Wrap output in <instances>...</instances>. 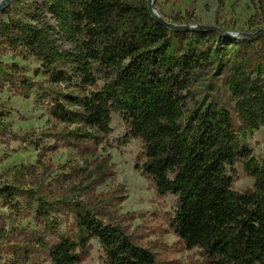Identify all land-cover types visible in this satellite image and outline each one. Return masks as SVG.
Here are the masks:
<instances>
[{
    "label": "trees",
    "instance_id": "trees-1",
    "mask_svg": "<svg viewBox=\"0 0 264 264\" xmlns=\"http://www.w3.org/2000/svg\"><path fill=\"white\" fill-rule=\"evenodd\" d=\"M257 5L264 15V0ZM27 8L24 19L2 21L0 58L31 57L40 69L33 78L0 61V94L35 92L64 126L59 140L77 155L54 165L47 152L57 147L20 137L0 111V143L23 141L39 150L36 165L4 173L11 180L0 185V204L14 213L32 209L43 228L18 231L8 242L7 264H39L43 257L83 264L93 242L104 252L101 264H158L129 232L133 215H119L122 190L99 192L115 178L100 153L113 133V114L126 124V140L142 142L137 170L159 198H176L167 222L187 250H198L202 264H264V162L245 145L248 133L264 127V33L231 47L226 82L234 116L220 101L188 108L221 33L171 30L148 0H33ZM239 164L254 181L245 192L235 191L231 175Z\"/></svg>",
    "mask_w": 264,
    "mask_h": 264
},
{
    "label": "rangeland",
    "instance_id": "rangeland-1",
    "mask_svg": "<svg viewBox=\"0 0 264 264\" xmlns=\"http://www.w3.org/2000/svg\"><path fill=\"white\" fill-rule=\"evenodd\" d=\"M33 0H14L8 5L9 14L0 15V24L11 18L24 19L28 13L27 5ZM156 1V0H155ZM258 0H158L162 17L178 27L211 26L233 34H253L257 29L264 30V15L259 9ZM221 41L213 46V65L203 72L194 83L189 110L201 109L211 101L226 103L233 112L234 102L226 82V69L232 57V45L240 38H228L221 34ZM216 52V53H215ZM0 61L6 64L16 63L24 68L28 75L35 77L40 63L35 59L15 58L9 54ZM39 78V77H38ZM8 113L12 130L20 137L42 138L44 148L57 147L47 152L48 159L58 166L67 163L76 156V152L66 142L60 141L64 126L57 124L48 115L47 107L38 100L35 92L28 98L14 95L7 89L0 94V111ZM74 127L68 128V130ZM113 133L102 145L100 153L109 158L115 178L99 188V192H108L120 188L124 200L118 206L119 215L129 217V232L140 242L150 247L157 256L158 264H202L198 250L189 251L173 234L167 217L175 211L176 198L168 195L159 198L151 188L137 166L144 162L141 140L128 138L126 124L118 115L113 114ZM44 135V136H43ZM59 141V142H57ZM58 143V144H57ZM245 145L252 154L264 162V127L248 133ZM39 150L26 142L8 141L0 143V185L11 179L4 173L14 167L36 165ZM237 192H245L253 187L254 181L248 177L242 165L231 174ZM6 233V239L0 240V264H7L12 259L8 245L17 237L18 231H42L33 220V210L23 207L22 212H12L0 204V235ZM65 230V224L62 226ZM9 235V236H8ZM90 258L83 264H101L104 252L97 242L92 243ZM39 264H50L45 257Z\"/></svg>",
    "mask_w": 264,
    "mask_h": 264
},
{
    "label": "water",
    "instance_id": "water-1",
    "mask_svg": "<svg viewBox=\"0 0 264 264\" xmlns=\"http://www.w3.org/2000/svg\"><path fill=\"white\" fill-rule=\"evenodd\" d=\"M14 0H3L1 5H0V15L2 14V12L6 9V7H8V5ZM148 5L149 8L153 14V16L165 27L174 30V31H208V30H214L217 31L221 34H224L225 36H227L228 38H246V39H252L254 37H256L258 34L260 33H264V30H259L256 33L253 34H239V35H233V34H229L226 33L224 31H222L221 29L217 28V27H211V26H198V27H190V26H183V27H178L172 23H169L168 21H166L161 13L159 12V10L155 7V0H148ZM1 26V24H0Z\"/></svg>",
    "mask_w": 264,
    "mask_h": 264
},
{
    "label": "bare ground",
    "instance_id": "bare-ground-1",
    "mask_svg": "<svg viewBox=\"0 0 264 264\" xmlns=\"http://www.w3.org/2000/svg\"><path fill=\"white\" fill-rule=\"evenodd\" d=\"M2 1H3V0H0V5H1Z\"/></svg>",
    "mask_w": 264,
    "mask_h": 264
}]
</instances>
